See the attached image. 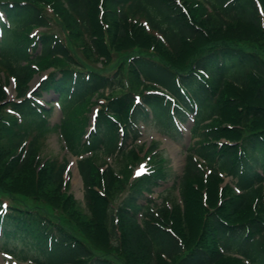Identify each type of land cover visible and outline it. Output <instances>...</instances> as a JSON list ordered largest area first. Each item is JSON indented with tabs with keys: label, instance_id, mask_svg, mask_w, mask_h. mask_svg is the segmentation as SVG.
Wrapping results in <instances>:
<instances>
[{
	"label": "trees",
	"instance_id": "16d2710c",
	"mask_svg": "<svg viewBox=\"0 0 264 264\" xmlns=\"http://www.w3.org/2000/svg\"><path fill=\"white\" fill-rule=\"evenodd\" d=\"M0 13L3 253L16 264H264V0H0ZM46 92L63 113L55 127ZM142 125L186 152L161 204L151 195L172 175L159 142L139 143ZM52 130L81 158L84 203L68 193V161L42 157ZM141 163L149 173L134 176Z\"/></svg>",
	"mask_w": 264,
	"mask_h": 264
},
{
	"label": "rangeland",
	"instance_id": "374dc122",
	"mask_svg": "<svg viewBox=\"0 0 264 264\" xmlns=\"http://www.w3.org/2000/svg\"><path fill=\"white\" fill-rule=\"evenodd\" d=\"M43 30L38 29L35 32H42ZM54 32L60 34V29L58 27H54ZM98 68H100V65H97ZM46 75H38L36 76L31 82L29 90L30 91L32 89V91L37 92L39 86L41 83H43L44 81L42 80L44 78V76ZM8 89H5L6 92L9 94V99L11 101H13L16 98V89H15V84L11 83L8 84L7 86ZM42 102H51L54 103V110H53V116L51 117L50 121H51V125L53 127L57 125H59V122L62 120L63 118V113L60 110L59 106L57 103L54 102V100L56 99L55 95L53 93H45L42 96ZM99 103L94 104L91 107V110L89 111L90 113L88 114V117L90 118V126L89 128H91V131L93 130V126H92V119L93 117L96 115L97 110L100 109V103L102 104L104 101L99 99L98 100ZM191 125H184L182 126V130L184 131V143L190 145L191 143ZM88 128V131L90 130ZM141 139L139 140V143L141 145H146L147 148L152 146L153 142H159V148L158 150L155 152L157 154L161 153L162 158H163V164H165V168L168 170V172L172 175L171 176V180L162 184L160 186V188L155 190V193L152 195V197L155 199L157 204H161L162 199L160 200L159 195H161V193L166 190V189H170L172 186H174L175 182L179 181V178L182 176V171L183 168L185 167V159H186V152H184V150L182 149V144H177L174 141L162 136L161 134L157 133L156 131H154L151 128H147L145 129L144 126H141ZM48 140L45 143V148L42 152V157L49 159V158H58V159H66L68 161V172L65 175V179L67 184H69V189H68V193L71 195H74V198L77 201L80 202H84L83 198H84V186H83V181L80 178L79 175V171H78V167H77V161L79 160V157L73 156L72 154H70L68 152V150L66 149V146L64 145V142L62 140V137L59 133L58 130H52L49 135H48ZM128 144H132V141L129 140L127 142ZM138 169V170H137ZM143 169V171H141ZM149 167L145 164V163H141L138 164V167L136 168V174L138 172L143 173L148 172ZM135 173V172H134ZM228 179H226V181H224V186L226 185ZM223 186V185H222ZM174 196L178 197V192L175 191L173 192ZM84 206V205H83ZM51 213V212H50ZM53 214L57 215L58 217H60L59 213L57 212H52ZM61 218V217H60ZM0 264H14L11 262V258L7 257L2 250L0 249Z\"/></svg>",
	"mask_w": 264,
	"mask_h": 264
},
{
	"label": "snow or ice",
	"instance_id": "6c2138e0",
	"mask_svg": "<svg viewBox=\"0 0 264 264\" xmlns=\"http://www.w3.org/2000/svg\"><path fill=\"white\" fill-rule=\"evenodd\" d=\"M141 171H143V169H142ZM140 174H141V172H138V173H137V175H140Z\"/></svg>",
	"mask_w": 264,
	"mask_h": 264
}]
</instances>
